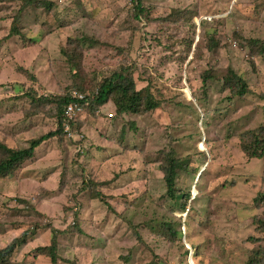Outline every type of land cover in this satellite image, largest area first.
<instances>
[{
  "label": "rangeland",
  "instance_id": "1",
  "mask_svg": "<svg viewBox=\"0 0 264 264\" xmlns=\"http://www.w3.org/2000/svg\"><path fill=\"white\" fill-rule=\"evenodd\" d=\"M53 1L51 12L25 11L21 35L8 37L23 1L0 0V141L27 148L30 140L57 130L49 109L51 117L31 123L24 118L31 95L51 100L73 86L63 56L76 44L69 39L85 40V79L95 84L101 75L135 63L137 89L151 83L163 104L152 113L115 118L106 117L116 113L112 103L98 116L87 111L80 156L74 139H54L23 169L0 179V249L26 230L18 222L36 221L35 215L11 212L15 201L6 206L21 197L52 228L66 229L75 214L82 220L83 235L61 239L60 264H249L251 252L264 247V239L249 241L261 237L253 217L264 212V204L254 205L264 193V159L249 160L240 136L264 125V57L251 55L245 39L264 38L257 11L260 4L264 11V0H142L146 13L140 20L136 0ZM211 36L221 42L214 51L206 48ZM35 37L42 41L27 46ZM228 68L248 82L245 98L224 90ZM205 72L215 75L206 91ZM171 147L190 162L177 177L178 193L192 194L186 211L183 200L165 196L160 166L162 150ZM84 178L109 182L100 188L109 203L80 191ZM167 220L181 223L182 239L167 241L146 227L135 233L143 223ZM35 235L17 249L14 264H49L37 249L50 244L51 228Z\"/></svg>",
  "mask_w": 264,
  "mask_h": 264
},
{
  "label": "trees",
  "instance_id": "2",
  "mask_svg": "<svg viewBox=\"0 0 264 264\" xmlns=\"http://www.w3.org/2000/svg\"><path fill=\"white\" fill-rule=\"evenodd\" d=\"M23 5L21 6L16 19L13 22L11 27V33L8 37H17L21 35V20L23 14L31 7L37 9H46L48 12L53 11L56 8V3L53 0H22ZM264 6V5H262ZM258 13L261 15V5H259ZM136 9L137 13L135 18L137 20L141 19V16H145V8L142 5V0H136ZM261 9V10H260ZM259 15V16H260ZM210 35H207V37ZM40 37H35L29 39L30 43L27 46H32L40 43L42 39H36ZM242 38V37H240ZM73 43L71 50H64L63 56L65 57L70 69L72 70V76L74 77V84L72 87L67 89L64 93L60 95L51 96V100L48 97L38 96L37 94L30 96V106L32 109L25 111L24 118L26 121L32 122L33 119L39 117L40 115L50 116V113L46 109H49L51 112L52 119L57 121V130L51 131L39 138H35L29 141V147L27 148H12L7 146L5 143L0 141V179H6L9 176L16 174L20 169L29 162L34 160L38 153H41V147L51 140L60 139L66 140L67 134L64 132L65 124V109L73 101L70 97V92L72 90H78L84 94L90 96L95 95V99L92 100L89 106L84 104V114L88 111L92 114H96L98 111L104 113V109L112 103L115 107V115L112 114V118L118 116H126L129 114L134 115H143L146 113H152L156 111L162 104V101H159L154 96L151 83H148L147 86L138 90L137 83L134 78L135 74V63L134 64H125L121 65L118 70H115L109 74L101 75L95 84L91 83L92 81L85 79L83 74L81 75V66L82 61L80 59L83 57L82 51V42L85 43V40L81 39H69ZM247 46L249 47V52L254 57H264V39H245ZM237 45V43H235ZM221 42L218 41L215 37L211 36L208 39L206 48L208 51H214L220 48ZM192 50V44L189 46V51ZM198 52V50H196ZM196 52V53H197ZM84 73V72H83ZM26 74H30L26 71ZM212 72H205L202 74L201 79L205 91L208 88L209 82L215 79V75ZM31 80L36 78L31 76ZM1 87V85H0ZM223 88L224 90L229 91L230 95L234 98H245L251 92V88L248 82L236 73L232 68H228L226 74L223 76ZM264 97V95H262ZM16 100H20L18 96H14ZM12 99V98H11ZM6 103V101L4 102ZM43 105H52V107H46ZM7 109V106H5ZM52 108V109H51ZM12 110V109H11ZM8 109V111H11ZM83 114V115H84ZM83 115H80L70 124L72 129L75 132L81 133L82 129L80 127L81 122H85L83 119H86ZM98 116V115H97ZM70 139V138H68ZM85 138L80 141H74L79 151L77 156H80L81 150L84 148L80 147L79 144H83ZM72 140V139H70ZM61 145V144H60ZM240 147L245 156L251 159H264V125L259 126L256 129L247 130L240 136ZM39 150V151H38ZM163 151V161L160 166L161 172L164 174V181L166 187L165 196L170 200L177 202V200H183L181 203L182 211H186L187 204H190L192 199L191 192L188 193H178L177 190V177L179 170H186L189 168L190 162H185L181 157L178 156L175 147H171L168 151ZM107 181H95L91 178L82 180L80 191H84L88 194V197L93 199H98L101 202H108V197L100 188L107 186ZM47 191V190H46ZM180 195V196H179ZM45 195L41 193L40 198H43ZM39 198V199H40ZM15 201L14 207L11 208V212L16 214H27L29 216L35 215L36 221L29 223L28 226L26 222H18V228H26L20 237L15 238L9 245L5 248L0 249V264H14L13 256L17 252V249L26 245L30 239H33L35 234L39 229L51 228V240L50 244L47 246L39 247L37 251L41 253L42 256L46 257L49 260V264H60V262L65 261L60 256V249H62L61 239L67 236H73L74 234L83 235L84 231L81 227L82 220L78 214L74 215L73 223L70 224L66 229H55L57 227H50V223H46L47 216L42 212L36 210L35 205H31L29 199L24 198H15L10 199L6 202V206H10ZM109 203V202H108ZM264 204V193H259L254 200V205L257 208H260ZM19 206H25L26 209H20ZM37 217L39 219H37ZM41 219H44L43 221ZM253 223L256 225V231L261 237H251L249 241L252 243L259 244L264 239V212L261 215H255L253 217ZM181 226L180 222L174 220L162 221L159 224L154 225L151 223H143L139 225L138 228H134L137 236H140L139 228L146 227L150 229L153 234H156L159 237L164 238L167 241H173L183 238L182 231L178 230L177 227ZM188 251V250H187ZM186 251V253H187ZM252 257L249 260V264H260L264 262V247H260L257 251H252ZM188 255V254H187ZM125 261L129 259L123 258ZM194 259V258H193Z\"/></svg>",
  "mask_w": 264,
  "mask_h": 264
},
{
  "label": "built area",
  "instance_id": "3",
  "mask_svg": "<svg viewBox=\"0 0 264 264\" xmlns=\"http://www.w3.org/2000/svg\"><path fill=\"white\" fill-rule=\"evenodd\" d=\"M70 97L72 98V102L65 109V124H64V132L67 134V137L70 139H74L75 141L83 140L84 134L75 132L71 127V122L75 120L80 115L84 114V105L89 106L92 100L95 99V95L90 96L88 94H84L79 92L78 90H72L70 92ZM84 104V105H81ZM101 111L97 112V115H100ZM109 118H112V114L108 115Z\"/></svg>",
  "mask_w": 264,
  "mask_h": 264
},
{
  "label": "crops",
  "instance_id": "4",
  "mask_svg": "<svg viewBox=\"0 0 264 264\" xmlns=\"http://www.w3.org/2000/svg\"><path fill=\"white\" fill-rule=\"evenodd\" d=\"M261 5V4H260ZM261 9H263V8H261ZM260 9V10H261ZM261 21V22H260ZM259 23H261V24H263L264 25V11L262 12V14L260 15V19H259ZM260 31H263L264 32V27H262L261 29H260ZM263 37H259V38H257V39H262ZM264 39V38H263ZM106 117H108V115L106 116ZM82 132L84 133L85 131L84 130H82ZM86 134V133H85ZM87 136V135H86ZM79 151V150H78ZM31 173V172H30ZM35 237H36V235H35ZM34 237V238H35ZM34 238L33 239H31V240H29V243H30V241L32 242V240H34ZM28 243V244H29ZM28 244H26V245H28Z\"/></svg>",
  "mask_w": 264,
  "mask_h": 264
},
{
  "label": "clouds",
  "instance_id": "5",
  "mask_svg": "<svg viewBox=\"0 0 264 264\" xmlns=\"http://www.w3.org/2000/svg\"><path fill=\"white\" fill-rule=\"evenodd\" d=\"M82 133V132H81ZM84 138H85V135H84Z\"/></svg>",
  "mask_w": 264,
  "mask_h": 264
}]
</instances>
